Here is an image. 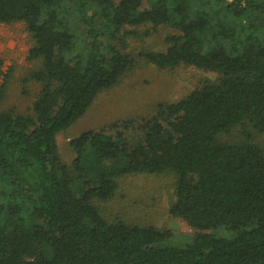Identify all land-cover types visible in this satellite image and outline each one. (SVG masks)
Masks as SVG:
<instances>
[{
	"label": "trees",
	"instance_id": "obj_1",
	"mask_svg": "<svg viewBox=\"0 0 264 264\" xmlns=\"http://www.w3.org/2000/svg\"><path fill=\"white\" fill-rule=\"evenodd\" d=\"M145 1L0 0V25L31 41L24 83L40 86L28 114L0 111V264H264V0ZM158 29L160 49L129 48ZM140 63L218 81L83 132L62 162L58 134ZM165 173L191 236L103 218L95 202L119 178Z\"/></svg>",
	"mask_w": 264,
	"mask_h": 264
},
{
	"label": "rangeland",
	"instance_id": "obj_2",
	"mask_svg": "<svg viewBox=\"0 0 264 264\" xmlns=\"http://www.w3.org/2000/svg\"><path fill=\"white\" fill-rule=\"evenodd\" d=\"M143 3L146 4V1L143 0ZM166 33L165 29H158L157 33L142 42L129 41V48H132L133 53H138L144 47L160 49L157 47L161 46ZM30 48L31 41L22 24L0 25L2 71L5 74L8 69H12L5 85L0 111L28 114L31 110L40 86L32 82L24 83L29 71L34 68V63L26 59ZM217 81L216 74L193 67L160 70L150 64L140 63L115 88L100 94L81 119L58 134L56 140L61 161L71 164L75 154L69 143L83 132L98 130L118 121L149 117L158 104L176 103L203 85L215 84ZM236 135L237 132H233V136ZM117 183L118 189L112 200L95 202L106 221L152 226L179 236H191L194 233L184 221L170 214V208L176 200L174 175H130L119 178Z\"/></svg>",
	"mask_w": 264,
	"mask_h": 264
}]
</instances>
